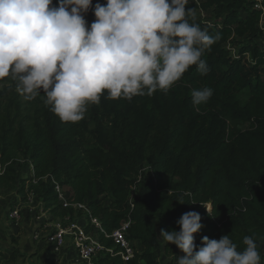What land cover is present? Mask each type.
I'll return each instance as SVG.
<instances>
[{"label":"trees","instance_id":"16d2710c","mask_svg":"<svg viewBox=\"0 0 264 264\" xmlns=\"http://www.w3.org/2000/svg\"><path fill=\"white\" fill-rule=\"evenodd\" d=\"M98 2L105 0H92L93 6ZM253 6L254 0H188L187 8L210 10L214 18L210 23L188 16L189 23L220 37L202 56L209 72L201 75L192 66L171 89L151 97L109 100L105 93L74 124L60 121L41 92L30 101L33 114L16 129L10 111L20 110L17 81H0L14 83L0 93V161L7 163L8 154L22 148L30 155L35 178L46 179L30 189L38 193L43 187L40 197L50 218L73 211L57 205L53 177L66 180L70 200L86 203L107 233L130 221L126 239L138 244L134 257L124 263L103 254L95 264H162L161 249L177 264L184 253L167 245L160 232H179L177 221L189 211L198 212L203 225L194 236L197 250L205 236L231 235L238 250L245 236H253L264 257V52L257 44L264 32L262 12ZM86 15L94 16L91 10ZM205 87L213 89L212 97L194 106L192 91ZM228 119L248 128H234ZM13 175L11 163L0 175V187H16ZM99 239L118 252L111 240ZM0 264H6L2 251Z\"/></svg>","mask_w":264,"mask_h":264},{"label":"clouds","instance_id":"9594fccd","mask_svg":"<svg viewBox=\"0 0 264 264\" xmlns=\"http://www.w3.org/2000/svg\"><path fill=\"white\" fill-rule=\"evenodd\" d=\"M188 0H0V81L11 77L17 91L31 101L40 95L64 123L84 119L87 105L107 99H126L157 90L167 92L195 66L209 72L202 59L220 39L189 23L195 9ZM95 19L89 25L86 14ZM213 89H194V106L206 104ZM208 205V204H207ZM206 209V208H205ZM207 210V209H206ZM208 211V210H207ZM209 213V212H208ZM180 231L161 230L166 244L183 257L177 264H260L253 236L243 250L223 235L219 240L194 241L203 225L196 211L177 221Z\"/></svg>","mask_w":264,"mask_h":264},{"label":"rangeland","instance_id":"374dc122","mask_svg":"<svg viewBox=\"0 0 264 264\" xmlns=\"http://www.w3.org/2000/svg\"><path fill=\"white\" fill-rule=\"evenodd\" d=\"M59 0H53L54 5H58ZM240 16H244V13L240 12ZM195 18L198 21L213 22L214 18L211 11H201L199 9L195 12ZM88 24L95 19L94 16H85ZM259 49L264 52V33L263 36L257 41ZM233 55H237V49L232 51ZM250 55L244 56L245 61H250ZM264 69V65L262 67ZM261 78L264 80V71H261ZM13 81L10 78L9 81L0 82V93L7 87L13 85ZM17 105L19 112L15 108L10 111V119L13 121V127L17 129L18 122L26 120V118L33 114L34 108L30 101H26L17 91ZM241 99L245 100L246 96L243 95ZM5 105V103L3 104ZM3 115V114H1ZM228 123L241 130H246L248 126L241 122H236L228 119ZM0 132V143L1 136ZM0 147L2 145L0 144ZM24 149L14 150L8 154V162L2 164L0 161V175L5 173L6 166L13 163L14 177L16 180V187L12 189H3L0 187V251H2V260L6 264H86L80 261L73 251L69 248L62 249L57 254H53L47 248L45 244V236L50 231L49 225L52 224L50 209H45L43 199L40 194L43 187L39 188V192L35 193L34 189H30L31 186L39 184V180L45 182V177L35 178L33 166L30 161V155L25 154ZM146 166V165H145ZM147 167V166H146ZM51 185L53 188V195L56 198L57 205H60L63 198H70L72 196L71 186L63 181H56L51 178ZM58 194L60 196L58 197ZM135 198V195H131ZM18 205V218H12L11 208ZM210 206V204H209ZM208 210V205H206ZM208 212V211H207ZM68 215L62 216V218H69L70 220H78L80 224L86 223L84 219V213L79 214L78 211L68 210ZM51 215V216H50ZM69 216V217H68ZM155 226H158L156 218L152 219ZM47 225V227L45 226ZM38 235V239L34 237ZM161 245L163 241L160 239ZM138 245L137 243H135ZM134 244V245H135ZM15 255V260L11 261L10 258ZM158 257L162 264H170L172 258L164 255L162 249L158 251ZM96 259L93 264H95ZM260 264H264V257H261Z\"/></svg>","mask_w":264,"mask_h":264},{"label":"built area","instance_id":"2783aa9c","mask_svg":"<svg viewBox=\"0 0 264 264\" xmlns=\"http://www.w3.org/2000/svg\"><path fill=\"white\" fill-rule=\"evenodd\" d=\"M253 8L262 12L259 27L264 32V0H254ZM60 205L63 208L82 211L86 223L80 224L78 220L72 221L69 216V218L51 219L52 224L49 225L51 229L45 236V244L51 253L57 254L62 249L69 248L80 261L86 264H93L94 260L103 254L119 256L124 263L134 257V243L126 239L130 221L122 223L119 228L107 233L100 221L93 217L86 203H74L70 198H63ZM18 212V205L15 204L11 208L12 218H18ZM100 235L105 240H111L114 246L118 247V252L115 253L113 248L106 246L99 239ZM34 238L38 239V235Z\"/></svg>","mask_w":264,"mask_h":264},{"label":"water","instance_id":"95a60500","mask_svg":"<svg viewBox=\"0 0 264 264\" xmlns=\"http://www.w3.org/2000/svg\"><path fill=\"white\" fill-rule=\"evenodd\" d=\"M211 211V205L209 206V210H208V212H210Z\"/></svg>","mask_w":264,"mask_h":264}]
</instances>
